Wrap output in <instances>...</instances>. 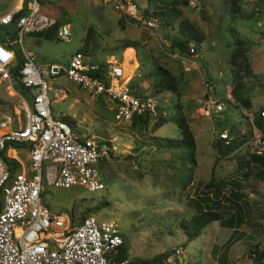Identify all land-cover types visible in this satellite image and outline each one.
<instances>
[{"label":"rangeland","instance_id":"1","mask_svg":"<svg viewBox=\"0 0 264 264\" xmlns=\"http://www.w3.org/2000/svg\"><path fill=\"white\" fill-rule=\"evenodd\" d=\"M13 1L0 0V14ZM41 1L45 10L61 20L59 28L68 24L70 34L52 39L40 34L25 35V48L38 60L66 61L82 45L89 30L85 52L90 58L99 63L116 60L124 69V80L137 84L142 93L151 92L157 81L149 74L156 66L167 69L178 85L176 93L155 95L160 103L158 116L132 123L114 119L115 105L107 96L90 94L66 78L53 79V113L71 117L69 124L74 129L109 144L97 164L104 188L89 191L46 185L42 200L49 210L65 212L76 220L89 213L84 212L87 208L105 200L108 204L91 214L117 223L130 259L147 258L180 246L183 236L179 222L196 212L189 199L195 197L197 181L238 178L251 185L244 189L251 205L245 216L257 238L261 229L257 245L264 249V220L260 221L264 218V180L255 176L256 170L264 172V168L252 161L244 148L226 152L219 147L221 126L217 117L206 115L203 109L207 96L218 98L227 109L221 123L232 126L245 121L241 114L245 109L255 111L264 104V6L260 7L258 0H238L235 9L231 0H201V9L196 10L189 0H134L147 16L154 17L152 12L159 9L172 10L169 18H156L158 25L150 28L117 11L112 0ZM181 19L192 22L203 35L196 54H181L172 44V37L180 36L177 26ZM7 30V26L0 25V37ZM237 38L245 41L243 55L237 58L243 63L241 67L231 62ZM238 81V92L250 101L251 107L226 96V83ZM209 82L214 84L212 92L206 86ZM7 84L0 80V110L20 109L23 113L20 97ZM59 86L64 91H59ZM178 116L185 118L194 135L193 163L185 150L168 147V139L181 137ZM160 117L167 121L159 127ZM27 154L26 145L18 147L23 163ZM247 172L250 174L244 179ZM174 264H179L178 260Z\"/></svg>","mask_w":264,"mask_h":264},{"label":"built area","instance_id":"2","mask_svg":"<svg viewBox=\"0 0 264 264\" xmlns=\"http://www.w3.org/2000/svg\"><path fill=\"white\" fill-rule=\"evenodd\" d=\"M39 1L14 0L0 14V25L9 28L4 43L0 41V80L20 97L24 110H0V264H131L129 257L118 258L124 239L114 220L93 214L75 220L65 212L53 213L42 200L46 185L103 189L97 164L107 150L103 139L74 129L64 116L53 113L51 81L66 78L90 94L107 96L115 105L113 117L118 122L158 116L160 103L150 92L132 86L130 80L123 82L122 67L114 59L99 63L86 52L75 50L66 61L38 60L25 48L23 38L48 30L58 20ZM112 3L117 11L144 26L158 25L155 17L141 13L134 0ZM189 4L196 10L202 6L201 0H189ZM69 34L68 24L56 32L57 37ZM16 79L28 89V98L14 88ZM206 86L213 91V83ZM225 90L233 99L231 82ZM205 101V114L221 123L226 105L213 96ZM255 112L264 117V104L255 111L245 109L241 113L245 121L235 127L220 125L217 140L223 147L234 145L232 151L244 148L249 155L264 159V133L253 123ZM22 145L28 147L26 163L18 157ZM182 253L181 246L175 247L166 264L175 260L186 264L179 260Z\"/></svg>","mask_w":264,"mask_h":264},{"label":"trees","instance_id":"3","mask_svg":"<svg viewBox=\"0 0 264 264\" xmlns=\"http://www.w3.org/2000/svg\"><path fill=\"white\" fill-rule=\"evenodd\" d=\"M231 1L233 4V8L237 9L238 6L236 3L238 2V0H231ZM258 2L260 7L264 6V0H258ZM143 13H144L143 15L147 16L146 10H144ZM171 13H172L171 9H164V10L159 9L158 11L152 12V15L155 18L167 19L171 16ZM61 24H62L61 20H57L48 30L35 34H40L42 38H46V39L55 38L57 29ZM177 32L179 33L180 36L172 37L171 41L173 46L177 48L181 54H188V55L196 54L200 44L203 42V35L199 33L198 29L194 26V24L187 19H181L177 26ZM6 33L8 32L6 31ZM90 35H91L90 31L88 30L85 35L84 42L78 48V50L83 52L87 50ZM3 40H4V36L0 37V41L4 43ZM235 43H236V47L234 52L232 53L231 62L241 67L243 66V63L238 62L237 58L243 55L245 41L239 40L237 38L235 39ZM190 45H193V51H190ZM17 61L18 63H20V55L18 54V52H17ZM149 74H152L153 76L157 77V81L153 84V88L150 92L151 95L155 96L157 94H163L166 92L169 93L177 92L178 85L176 82V78L167 69L160 66H156L152 69V71ZM239 84H241L240 81L235 82V84H232L233 97L236 100H238L243 106L251 107L250 101L243 98L238 92ZM14 85L16 89L19 90V92L23 96L28 98L29 95L28 89L20 85L17 79L14 82ZM131 85L136 86L137 84L132 83ZM5 110L9 112L11 111L9 108L8 109L5 108ZM136 118H137L136 116L133 118L132 123L136 121ZM145 118L147 117L140 116L137 119V121L141 122L143 120H146ZM64 119L68 123L72 122L71 117L66 116L64 117ZM166 121L167 119L160 117L157 121L158 126L159 127L162 126ZM253 123L258 128H260L264 133V117H261L258 114V112H255ZM219 125H222V123H219ZM177 126L180 129L181 137L178 139H168L167 140L168 147L185 150L186 153L188 154L189 161L193 163L195 162V158H194L195 141H194L193 132L183 116L177 117ZM235 126H236L235 123H233L231 127H235ZM106 143L109 144L108 141H106ZM218 146L223 147L220 142H218ZM223 148L226 149V152H231L234 148V145H229ZM250 157L252 161H255L258 164L262 165L264 163L263 158H259L253 155H250ZM12 165L13 167L16 168L14 162L12 163ZM255 172H256L255 173L256 177L264 180V172L261 169H258ZM249 174L250 173L248 172L245 173L243 176L244 179L248 178ZM246 186H251V185H246L245 183H242L241 180L238 178H232L230 180L212 178L209 182L206 183L197 181L193 189V193H195V197L189 199L191 205L193 206V209L196 212L190 218L182 219L179 222L180 230L185 235L186 241L193 240L194 238L199 236L201 234L202 229L207 224L215 220H218L223 225H226L228 223L231 225L241 224L243 222V217H244L241 205L247 203L246 196L244 194V189L246 188ZM107 204H108L107 201L102 200L93 207L87 208L86 211L84 212L85 213L89 212L88 214H91V212L95 213ZM224 209H226V211L234 210L233 215L229 216V219L231 220L230 222H227L226 220L223 219ZM88 214H84L83 216ZM253 248L254 249H251V251L253 254H255V256L264 257V249H259L257 244H253ZM119 249H120V253L118 258L119 259L128 258L129 255H128L127 245L124 243ZM173 252L174 249H165L157 254H154L151 257H147V258L137 257L130 259V263L131 264H166L167 258L171 256Z\"/></svg>","mask_w":264,"mask_h":264},{"label":"crops","instance_id":"4","mask_svg":"<svg viewBox=\"0 0 264 264\" xmlns=\"http://www.w3.org/2000/svg\"><path fill=\"white\" fill-rule=\"evenodd\" d=\"M29 37L37 39L34 36ZM241 206L244 217L239 225L229 223L223 225L215 220L207 224L201 234L190 241H186L185 235L181 232L183 237L179 245L183 253L179 259L183 256L186 264H264V257L255 256L251 251L253 244H258L261 229H258L257 238L253 226L245 216L246 210L251 211L249 201ZM233 212L234 210L224 209L223 219L230 222L229 216L233 215ZM263 220L264 218L260 220L261 223Z\"/></svg>","mask_w":264,"mask_h":264},{"label":"bare ground","instance_id":"5","mask_svg":"<svg viewBox=\"0 0 264 264\" xmlns=\"http://www.w3.org/2000/svg\"><path fill=\"white\" fill-rule=\"evenodd\" d=\"M122 67V66H121ZM122 74H123V76H122V81L123 82H125V80H124V78H125V76H126V74L124 73V69L122 68ZM128 81V80H127ZM183 259V256L180 258V260H182Z\"/></svg>","mask_w":264,"mask_h":264},{"label":"clouds","instance_id":"6","mask_svg":"<svg viewBox=\"0 0 264 264\" xmlns=\"http://www.w3.org/2000/svg\"><path fill=\"white\" fill-rule=\"evenodd\" d=\"M151 17H152V16H151ZM231 97L233 98V95H232ZM233 100H234V99H233ZM226 110H227V109H226ZM226 110H225V111H226ZM224 113H225V112H224ZM173 249H174V248H173Z\"/></svg>","mask_w":264,"mask_h":264}]
</instances>
